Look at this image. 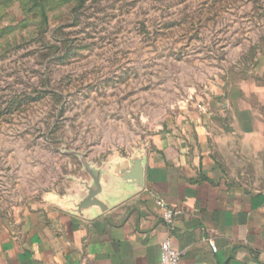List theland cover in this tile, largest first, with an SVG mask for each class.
I'll list each match as a JSON object with an SVG mask.
<instances>
[{
  "label": "rangeland",
  "instance_id": "obj_1",
  "mask_svg": "<svg viewBox=\"0 0 264 264\" xmlns=\"http://www.w3.org/2000/svg\"><path fill=\"white\" fill-rule=\"evenodd\" d=\"M261 62L264 0H0V218L81 213L178 109Z\"/></svg>",
  "mask_w": 264,
  "mask_h": 264
},
{
  "label": "crops",
  "instance_id": "obj_2",
  "mask_svg": "<svg viewBox=\"0 0 264 264\" xmlns=\"http://www.w3.org/2000/svg\"><path fill=\"white\" fill-rule=\"evenodd\" d=\"M252 78L178 109L134 163L102 175V205L0 218V264H162L166 238L180 264H264V62Z\"/></svg>",
  "mask_w": 264,
  "mask_h": 264
},
{
  "label": "built area",
  "instance_id": "obj_3",
  "mask_svg": "<svg viewBox=\"0 0 264 264\" xmlns=\"http://www.w3.org/2000/svg\"><path fill=\"white\" fill-rule=\"evenodd\" d=\"M176 214V210L167 209L164 216L166 223L171 225L174 222ZM211 247L213 251L218 250V247L214 241H211ZM181 256L182 253L173 246L170 238H166L161 241L160 259L162 264H180Z\"/></svg>",
  "mask_w": 264,
  "mask_h": 264
},
{
  "label": "water",
  "instance_id": "obj_4",
  "mask_svg": "<svg viewBox=\"0 0 264 264\" xmlns=\"http://www.w3.org/2000/svg\"><path fill=\"white\" fill-rule=\"evenodd\" d=\"M89 205H102V202L100 200H93L88 202Z\"/></svg>",
  "mask_w": 264,
  "mask_h": 264
}]
</instances>
